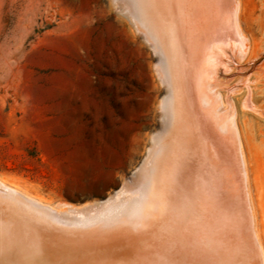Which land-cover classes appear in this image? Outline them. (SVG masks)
I'll return each instance as SVG.
<instances>
[{
    "label": "rangeland",
    "instance_id": "obj_1",
    "mask_svg": "<svg viewBox=\"0 0 264 264\" xmlns=\"http://www.w3.org/2000/svg\"><path fill=\"white\" fill-rule=\"evenodd\" d=\"M228 1H217L224 20ZM238 4L234 37L243 45L226 42L218 89L226 108L236 110L264 252V0ZM125 6L124 0H0V179L7 184L54 206L94 204L123 187L134 192V172L162 132L168 85L158 54ZM164 178L163 171L156 207L170 183ZM205 217L187 226L195 251L180 247L204 259ZM212 260L223 264L215 254ZM252 260L246 249L235 264Z\"/></svg>",
    "mask_w": 264,
    "mask_h": 264
},
{
    "label": "bare ground",
    "instance_id": "obj_2",
    "mask_svg": "<svg viewBox=\"0 0 264 264\" xmlns=\"http://www.w3.org/2000/svg\"><path fill=\"white\" fill-rule=\"evenodd\" d=\"M124 1L168 85L162 132L134 172V192L123 187L94 204L54 206L0 179V264H213L214 254L235 264L246 249L264 264L236 110L218 89L226 42L243 45L234 37L238 0H227L226 20L218 0ZM163 171L170 183L156 207ZM205 214L204 259L180 247L192 242L191 220Z\"/></svg>",
    "mask_w": 264,
    "mask_h": 264
}]
</instances>
